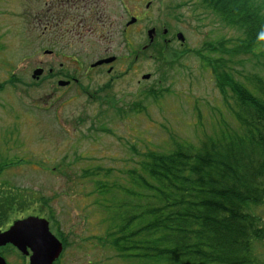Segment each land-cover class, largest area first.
<instances>
[{"label": "rangeland", "instance_id": "374dc122", "mask_svg": "<svg viewBox=\"0 0 264 264\" xmlns=\"http://www.w3.org/2000/svg\"><path fill=\"white\" fill-rule=\"evenodd\" d=\"M62 1L0 0V84L12 76L17 79L12 80L15 86L7 85L0 92V168H4L0 200H15L0 230L14 221L40 216L49 220L54 235L67 242L58 264H138L102 243L110 225L104 220L108 212L101 208L113 207L125 197L115 190L102 197L96 186L99 181L129 186L127 171L135 167L139 155L167 153L175 143L201 146L224 127L221 117L233 125L212 72L193 51L238 34L210 14L200 15L199 20L187 0H130L124 4L105 0L115 24L113 42L100 40L97 21L94 36L74 37L72 46L65 47L62 42H50L56 34L45 30L49 10ZM148 3V17L130 27V55L129 46L122 43V28L131 18L139 19ZM156 26L181 30L185 43L180 47L177 41L174 54L190 51L173 70L165 71L166 76L162 62L159 72L157 63L145 55L134 61L147 44L144 31ZM54 28L58 35L64 32ZM109 45V54L121 58L116 71L109 75L89 70ZM52 50L58 53L52 67L56 70L60 62L74 68L73 58L84 62L82 68L75 67L78 85L62 87L58 85L62 77L49 76L52 64L44 51ZM38 68L44 74L35 80L32 74ZM245 69H251V64ZM142 74H150L151 79L144 83ZM153 93H158L157 99ZM97 169L112 170L110 177L87 174L84 178ZM258 213L264 220V208ZM0 253L9 264H27L10 248ZM255 253L264 261V242L256 244Z\"/></svg>", "mask_w": 264, "mask_h": 264}, {"label": "trees", "instance_id": "16d2710c", "mask_svg": "<svg viewBox=\"0 0 264 264\" xmlns=\"http://www.w3.org/2000/svg\"><path fill=\"white\" fill-rule=\"evenodd\" d=\"M187 3L199 20L210 14L238 34L193 51L212 72L233 125L221 117L224 127L201 146L175 143L167 153L139 155L127 171L129 186L99 181L100 196L115 190L125 197L101 208L110 225L101 241L138 264H264L255 253L264 242L258 213L264 208V0ZM188 53L163 54L164 76ZM12 80L1 83L0 92L15 86ZM111 171L97 169L84 178H109ZM14 204L11 197L0 200V224Z\"/></svg>", "mask_w": 264, "mask_h": 264}, {"label": "flooded vegetation", "instance_id": "af4514ba", "mask_svg": "<svg viewBox=\"0 0 264 264\" xmlns=\"http://www.w3.org/2000/svg\"><path fill=\"white\" fill-rule=\"evenodd\" d=\"M125 2H130V0H119V3L124 4ZM150 7V4L146 5V11L141 15L138 21H142L148 17ZM35 17L36 16H34V19ZM47 19L48 21L46 22V24H48V26H45V30L50 34H56V36L51 37L50 40V42H52L53 44H59L62 42L65 44V47H71L74 37L83 40L86 38V36H94L97 33V21L100 22L99 34L101 41L107 44L110 42L111 44L115 37V24L110 21V14L105 4V0H64L61 4L55 5L53 10H49ZM50 26H52L53 28ZM54 27L62 28L59 29L62 31L64 30L62 35H58L56 32L57 28ZM130 27V25H126L124 29L122 28L121 37L122 43H125L126 46H129L128 51L131 55L132 53L130 51V43H128V33ZM153 29H155V34L153 36L154 39L152 43H150L149 45L150 40L147 39V44H144L141 47V50L138 51V53L134 57V61H137L138 58H141L142 55H145L149 58V62H153L154 64L157 63V71H159V64L161 63L160 61H162L163 54L174 55L175 52L172 48L177 47V37L181 33V30H176L174 32L166 27L163 28L160 26L153 27ZM148 31L149 30H145L144 33L146 32L147 34ZM110 46L111 45L107 46V48L104 49L103 56H101L95 63L111 57H115L116 60L112 64H102L97 67L91 68V66L95 64L93 63L91 64L89 70L98 69L102 72H107L109 75L116 71V64L120 61L121 58L119 55L113 56L109 54ZM180 47H182L181 44ZM56 51H44L45 56H48L50 58V62L52 64L51 68L49 69V76L54 79L62 77L64 80H59V82H66L67 84L64 87H69L71 86V84L78 85L80 81L77 78L78 71H76L75 67H79V69L82 68L84 66V62H82V60L79 58H73L74 60H76V65L73 64L75 65L74 68L71 69L64 62H60V69L56 70L52 68L53 65L55 66L58 58V53ZM63 56L65 58L68 57L66 55ZM145 75L146 74H142V77ZM149 80H145L144 83L148 82ZM138 84H141V82L138 81ZM31 254V250H29V255L25 260L27 264H30L31 262ZM54 264H57V261Z\"/></svg>", "mask_w": 264, "mask_h": 264}, {"label": "water", "instance_id": "95a60500", "mask_svg": "<svg viewBox=\"0 0 264 264\" xmlns=\"http://www.w3.org/2000/svg\"><path fill=\"white\" fill-rule=\"evenodd\" d=\"M136 19L133 18L129 25L134 24ZM155 30L148 32L151 42L154 39ZM178 40L184 42L183 35H178ZM115 58H109L95 63L92 67L102 64H110ZM43 69H36L32 75L33 79H39L43 74ZM150 75L144 76L143 79H149ZM67 83L59 82L60 86ZM11 245L15 247L24 256L29 255L31 250L30 264H54L63 252V244L51 233L49 222L46 219L31 216L26 219L13 222L6 231H0V247ZM0 264H7L5 259L0 256Z\"/></svg>", "mask_w": 264, "mask_h": 264}]
</instances>
